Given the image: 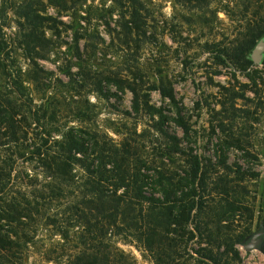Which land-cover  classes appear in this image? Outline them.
Masks as SVG:
<instances>
[{"label": "rangeland", "instance_id": "obj_1", "mask_svg": "<svg viewBox=\"0 0 264 264\" xmlns=\"http://www.w3.org/2000/svg\"><path fill=\"white\" fill-rule=\"evenodd\" d=\"M8 1L11 5L0 21L5 22L3 32L11 46L10 69L31 109L40 104L47 107L43 117L47 125L58 126L55 137L68 127L82 126L103 132L115 142L129 137L139 150L161 153L171 144L157 127L175 131L185 153L216 171L210 179L226 175L212 165L220 154L233 170L239 165L245 174L259 173L237 182L247 190V212L234 227L246 231L245 241L253 232L264 231V56L259 63L239 66L222 54L225 45L240 36L238 16L233 13L240 0H203L194 6L176 0H148L155 42L139 39L127 45L122 44L121 18L112 0H62L63 4ZM29 8L54 17L61 25L54 30L48 28L47 21L25 16ZM33 31L38 40L29 45L28 32ZM75 34L80 36V56L75 53ZM26 44L30 51L24 50ZM96 77L107 90V99L97 93ZM127 86H134L141 99L162 110V123L158 124L157 114L150 115L143 108L132 110ZM161 87L173 91L189 124L188 136L172 121L174 106L159 92ZM50 110L55 113L51 121ZM40 128L30 131L39 132ZM29 135V141H38V135ZM188 157L175 153L171 164H188ZM157 162L168 164L165 157ZM17 165L39 174L34 159H19ZM73 167L74 173L80 172ZM226 176L238 178L232 171ZM33 229V238L24 250V264H66L74 250V228H69L68 239L42 221ZM111 243L129 253L134 264H154L129 239L115 236ZM201 245L194 242L191 248ZM235 247L238 258L233 264H264V234L258 247L249 251L243 244Z\"/></svg>", "mask_w": 264, "mask_h": 264}, {"label": "trees", "instance_id": "obj_2", "mask_svg": "<svg viewBox=\"0 0 264 264\" xmlns=\"http://www.w3.org/2000/svg\"><path fill=\"white\" fill-rule=\"evenodd\" d=\"M51 1L63 4L62 0ZM112 1L121 18L122 44L139 39L155 42L148 0ZM176 1L194 6L203 0ZM9 5L8 0H1L0 15ZM233 7L240 36L228 42L222 54L233 65L251 64L250 50L264 39V0H240ZM24 15L47 21L48 28L54 30L61 25L52 16L34 13L33 8ZM4 26L1 20L0 264H24L33 225L40 221L63 239H68L69 228H74V250L66 264H134L129 253L111 243L115 236L134 242L154 264H233L238 258L236 244L246 239V231L234 227L247 212V190L238 183L259 173L245 174L239 165L233 170L220 154L212 165L226 175L232 171L238 178L219 174L210 179L216 171L200 165L197 156L185 153L178 134L162 130L160 125L157 129L171 144L161 153L141 151L129 137L115 142L103 132L82 126L68 127L55 137L58 126L47 125L43 117L47 107L40 104L31 109L10 69L11 46L4 36ZM28 35L32 40L27 44L38 40L34 31ZM79 37L75 34L77 56L81 52ZM26 47L24 50L30 51ZM94 81L97 93L107 99L101 80L96 77ZM127 87L132 94V110L143 108L150 115L157 114L158 124L162 123V110L141 99L134 86ZM159 92L174 106L172 121L188 136L189 124L173 91L161 87ZM50 111L51 121L55 113ZM38 127L41 131H30ZM29 134L38 135V141H29ZM175 153L189 155L188 164H171ZM163 157L168 164L157 162ZM19 159H34L39 174L19 167ZM74 165L79 173L73 172ZM194 242L203 245L195 250L191 248Z\"/></svg>", "mask_w": 264, "mask_h": 264}, {"label": "water", "instance_id": "obj_3", "mask_svg": "<svg viewBox=\"0 0 264 264\" xmlns=\"http://www.w3.org/2000/svg\"><path fill=\"white\" fill-rule=\"evenodd\" d=\"M264 53V39H259L250 52V58L253 63H259ZM264 234L263 230H257L253 232L249 238L243 243V247L246 251L252 248L258 247L261 242V237Z\"/></svg>", "mask_w": 264, "mask_h": 264}]
</instances>
